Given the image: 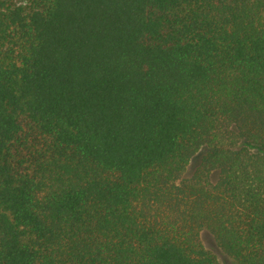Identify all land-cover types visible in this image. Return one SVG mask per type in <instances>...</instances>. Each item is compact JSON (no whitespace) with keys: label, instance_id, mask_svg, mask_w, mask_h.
Instances as JSON below:
<instances>
[{"label":"trees","instance_id":"16d2710c","mask_svg":"<svg viewBox=\"0 0 264 264\" xmlns=\"http://www.w3.org/2000/svg\"><path fill=\"white\" fill-rule=\"evenodd\" d=\"M202 231L264 264V0H0V264H218Z\"/></svg>","mask_w":264,"mask_h":264},{"label":"rangeland","instance_id":"374dc122","mask_svg":"<svg viewBox=\"0 0 264 264\" xmlns=\"http://www.w3.org/2000/svg\"><path fill=\"white\" fill-rule=\"evenodd\" d=\"M198 163L199 156L193 158L190 162L188 166V173L192 172ZM199 239L204 249L214 257L218 264H234V262L222 252L213 237L208 232H200Z\"/></svg>","mask_w":264,"mask_h":264}]
</instances>
